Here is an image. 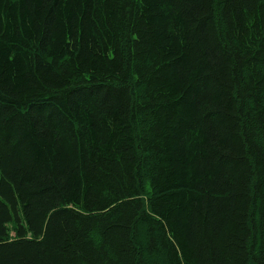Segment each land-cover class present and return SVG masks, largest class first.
I'll list each match as a JSON object with an SVG mask.
<instances>
[{
    "label": "trees",
    "instance_id": "trees-1",
    "mask_svg": "<svg viewBox=\"0 0 264 264\" xmlns=\"http://www.w3.org/2000/svg\"><path fill=\"white\" fill-rule=\"evenodd\" d=\"M0 264H264V0H0Z\"/></svg>",
    "mask_w": 264,
    "mask_h": 264
}]
</instances>
